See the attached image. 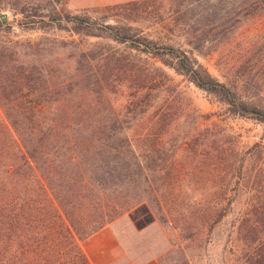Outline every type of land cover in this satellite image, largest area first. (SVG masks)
<instances>
[{"label": "rangeland", "instance_id": "rangeland-1", "mask_svg": "<svg viewBox=\"0 0 264 264\" xmlns=\"http://www.w3.org/2000/svg\"><path fill=\"white\" fill-rule=\"evenodd\" d=\"M64 14L92 26L52 18ZM104 23L140 45L106 35ZM143 44L184 50L237 107ZM30 111L114 131L127 167L111 193L132 202L103 225L126 264L264 260V0H0V115ZM22 224L15 258L1 251L0 264H36L18 252L23 233L43 248L40 264H80L64 228Z\"/></svg>", "mask_w": 264, "mask_h": 264}, {"label": "trees", "instance_id": "trees-1", "mask_svg": "<svg viewBox=\"0 0 264 264\" xmlns=\"http://www.w3.org/2000/svg\"><path fill=\"white\" fill-rule=\"evenodd\" d=\"M52 18L69 22L75 30L92 26L88 18L77 14ZM98 27L116 40L140 45V36L125 32L126 27L120 24L104 23ZM86 29L88 34H100ZM160 48L143 44L141 49L168 53L196 86L218 93L237 107L229 88L201 69L184 50L169 44ZM244 107L240 104V108ZM68 120L70 116L66 114L46 116L31 111L18 116L0 115V252L9 253L13 259L17 249H10V241L18 225L31 227L45 221L48 226L64 228L62 235L66 244L75 249L79 263L90 264L78 241L131 205V200L111 193L113 184L123 181L127 167V163L118 160L123 146L108 140L114 131L71 127ZM22 235L25 240L18 252L31 255V263H42L43 248L37 242H27L32 234ZM53 251L61 253V248H50ZM235 263L264 264V260L251 256Z\"/></svg>", "mask_w": 264, "mask_h": 264}, {"label": "crops", "instance_id": "crops-1", "mask_svg": "<svg viewBox=\"0 0 264 264\" xmlns=\"http://www.w3.org/2000/svg\"><path fill=\"white\" fill-rule=\"evenodd\" d=\"M79 246L90 264H126L122 244L110 225H103L79 240ZM136 264H158L148 258Z\"/></svg>", "mask_w": 264, "mask_h": 264}]
</instances>
